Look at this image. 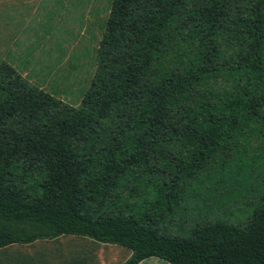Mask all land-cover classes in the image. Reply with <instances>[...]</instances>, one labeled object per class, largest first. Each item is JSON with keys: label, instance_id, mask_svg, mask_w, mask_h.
Segmentation results:
<instances>
[{"label": "trees", "instance_id": "trees-1", "mask_svg": "<svg viewBox=\"0 0 264 264\" xmlns=\"http://www.w3.org/2000/svg\"><path fill=\"white\" fill-rule=\"evenodd\" d=\"M256 163L264 0H113L79 107L0 65V248L76 235L124 264H264V200L218 214Z\"/></svg>", "mask_w": 264, "mask_h": 264}, {"label": "rangeland", "instance_id": "rangeland-1", "mask_svg": "<svg viewBox=\"0 0 264 264\" xmlns=\"http://www.w3.org/2000/svg\"><path fill=\"white\" fill-rule=\"evenodd\" d=\"M112 2L0 0V65L15 59H29L35 65L29 76L33 85L66 104L79 107L96 71L97 49ZM40 4L42 7L36 9ZM38 19L46 22L45 26L34 24L32 30L31 21ZM27 38L33 40L32 46L25 49L27 53L21 52L23 49L19 50L20 55L17 49L14 53V48L27 44ZM246 178L247 187L240 183L222 192H232L234 203L218 211L238 224H243L264 200V163H256L254 172ZM203 198L209 202L211 196L205 194ZM192 219L191 214L186 218L188 225Z\"/></svg>", "mask_w": 264, "mask_h": 264}, {"label": "crops", "instance_id": "crops-1", "mask_svg": "<svg viewBox=\"0 0 264 264\" xmlns=\"http://www.w3.org/2000/svg\"><path fill=\"white\" fill-rule=\"evenodd\" d=\"M41 7L40 4L36 9ZM31 24H33L31 29L34 30L35 25L44 27L46 22L38 19L37 22L31 21ZM26 41L25 46L14 48V53L15 49L19 54V50L23 49L21 52H24L32 46L33 40L27 38ZM9 63L33 84L29 76L35 65L29 59L21 61L15 59ZM131 255L130 249L120 245L100 243L84 236L63 235L53 240H38L31 244H12L0 248V264H124ZM139 264L170 263L161 258L151 257Z\"/></svg>", "mask_w": 264, "mask_h": 264}]
</instances>
